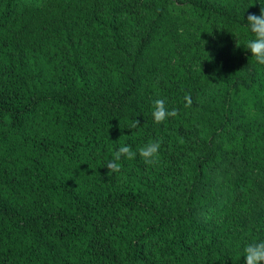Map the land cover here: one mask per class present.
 <instances>
[{
	"label": "trees",
	"instance_id": "obj_1",
	"mask_svg": "<svg viewBox=\"0 0 264 264\" xmlns=\"http://www.w3.org/2000/svg\"><path fill=\"white\" fill-rule=\"evenodd\" d=\"M260 8L0 0V264H245L264 241ZM157 99L177 115L155 123ZM153 140L158 164L104 166Z\"/></svg>",
	"mask_w": 264,
	"mask_h": 264
},
{
	"label": "clouds",
	"instance_id": "obj_2",
	"mask_svg": "<svg viewBox=\"0 0 264 264\" xmlns=\"http://www.w3.org/2000/svg\"><path fill=\"white\" fill-rule=\"evenodd\" d=\"M247 26L251 33L254 34V38L247 42L246 48L250 51L251 56L255 58L256 63L264 65V9L260 8V14H248ZM186 107L191 105L190 96L185 97ZM153 119L154 122L162 123L169 116L177 115L176 110L168 111L163 99H157L153 102ZM139 125V121L135 120L130 124V128H136ZM161 147V141L153 140L136 151H133L131 146L122 145L114 153L113 158L107 161L104 166L108 169L109 173H115L120 170V161L122 159L133 160L139 155L144 163L149 166L158 164L159 162V150ZM245 264H264V241L249 243L244 248Z\"/></svg>",
	"mask_w": 264,
	"mask_h": 264
}]
</instances>
